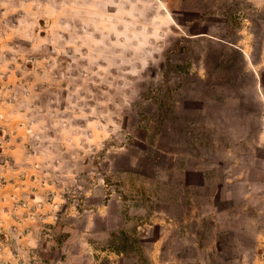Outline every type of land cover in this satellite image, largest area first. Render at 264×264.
Returning <instances> with one entry per match:
<instances>
[{
  "label": "rangeland",
  "instance_id": "374dc122",
  "mask_svg": "<svg viewBox=\"0 0 264 264\" xmlns=\"http://www.w3.org/2000/svg\"><path fill=\"white\" fill-rule=\"evenodd\" d=\"M263 46L264 0H0V264H264Z\"/></svg>",
  "mask_w": 264,
  "mask_h": 264
},
{
  "label": "crops",
  "instance_id": "0c3cea01",
  "mask_svg": "<svg viewBox=\"0 0 264 264\" xmlns=\"http://www.w3.org/2000/svg\"><path fill=\"white\" fill-rule=\"evenodd\" d=\"M263 47H264V46H263ZM263 47H262V48H263ZM241 50H242V52L245 53V50H244V49H241ZM263 50H264V49H263ZM261 238H262V236H261V237L259 238V240H257V241L261 242ZM263 238H264V237H263ZM259 242H258V245H259V246H257L258 249H260V247L263 246V245H262L261 243H259ZM257 251H258V250H257Z\"/></svg>",
  "mask_w": 264,
  "mask_h": 264
}]
</instances>
